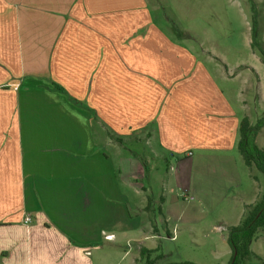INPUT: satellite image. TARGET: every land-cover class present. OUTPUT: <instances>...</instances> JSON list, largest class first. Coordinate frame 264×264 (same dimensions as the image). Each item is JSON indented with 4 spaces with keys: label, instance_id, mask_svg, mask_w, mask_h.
<instances>
[{
    "label": "crops",
    "instance_id": "crops-1",
    "mask_svg": "<svg viewBox=\"0 0 264 264\" xmlns=\"http://www.w3.org/2000/svg\"><path fill=\"white\" fill-rule=\"evenodd\" d=\"M173 3L0 0V264L104 262L101 239L117 240L123 215L160 205L168 224L163 196L142 183L151 176L140 145L178 163L185 198L241 183L244 89L233 92L222 55L198 42L218 81L181 39L195 34L167 28ZM193 12L209 21L208 9Z\"/></svg>",
    "mask_w": 264,
    "mask_h": 264
},
{
    "label": "rangeland",
    "instance_id": "rangeland-1",
    "mask_svg": "<svg viewBox=\"0 0 264 264\" xmlns=\"http://www.w3.org/2000/svg\"><path fill=\"white\" fill-rule=\"evenodd\" d=\"M174 1L171 13L177 22L166 23L167 28L172 30L175 37V32L179 31H191L195 34V41L193 38L181 39L189 46H194L199 57L209 66L218 81H222L219 71L215 70L201 53L198 42L224 57L222 58L228 64L229 72L236 74L232 80V88L235 90L233 92H236L237 87L244 89L242 98H238L239 103L235 101V105H243L239 100H244L246 112L251 122H255L256 118L264 114V64L260 61V55L251 48L248 38L251 40L254 2L259 40L264 48V0H201V7L195 5L196 0ZM194 9L201 13L208 9L209 21H193ZM240 63L250 65V68L244 71L236 70ZM219 65L222 69L225 68L223 64ZM241 111L244 114V110ZM259 144H264V130L260 133ZM149 150L148 145H140L138 149L141 156L149 158L146 161L149 164L151 183L146 179H143L142 183L150 187L148 190L152 198L159 200V197L163 196L162 202H165L169 211L170 221L168 224L163 222L156 206L149 214L141 215L138 212V215H123V227L115 231L117 240L109 242L101 239L104 251L109 255L106 254L104 262L96 260L94 264H132L135 257L139 258L141 247L152 250L153 264L184 260L198 264H228L231 257L226 241L228 227L239 223L240 212L245 209L244 202L254 203L260 197L264 188L263 175L254 166L249 168L236 151L241 183L237 181L229 190L222 188L215 196L205 200L192 199L190 196L185 198V192L179 188L174 175L178 170V163L173 158H152L146 154ZM167 178L169 183L166 186ZM162 202L160 204H163ZM156 227L159 233L153 232ZM168 229L175 233L173 239L168 235ZM146 234L149 237L141 239ZM137 240L139 242H136ZM115 243L116 248L113 246ZM250 250L253 254L245 264H264V230L257 231ZM126 251L127 254L124 255Z\"/></svg>",
    "mask_w": 264,
    "mask_h": 264
},
{
    "label": "trees",
    "instance_id": "trees-1",
    "mask_svg": "<svg viewBox=\"0 0 264 264\" xmlns=\"http://www.w3.org/2000/svg\"><path fill=\"white\" fill-rule=\"evenodd\" d=\"M251 18V48L256 51L264 63V48L259 40L257 12L254 2H252ZM264 127V114L258 117L254 123H251L247 116L239 121L237 150L244 163L249 167H255L263 175L264 183V148L259 147L256 142V136L261 128ZM161 202L163 198H160ZM150 204V198H148ZM158 213L162 210L157 206ZM259 229L264 230V188L260 197L251 204L245 206L243 215L238 224L228 227L227 243L230 247L231 257L228 264H245L253 254L250 250L251 241L255 238ZM152 250L141 247L139 258L136 264H153L151 258ZM167 264H198L192 261L184 260L171 262Z\"/></svg>",
    "mask_w": 264,
    "mask_h": 264
},
{
    "label": "built area",
    "instance_id": "built-area-1",
    "mask_svg": "<svg viewBox=\"0 0 264 264\" xmlns=\"http://www.w3.org/2000/svg\"><path fill=\"white\" fill-rule=\"evenodd\" d=\"M29 221V218L27 217L26 219H25V222H28Z\"/></svg>",
    "mask_w": 264,
    "mask_h": 264
}]
</instances>
